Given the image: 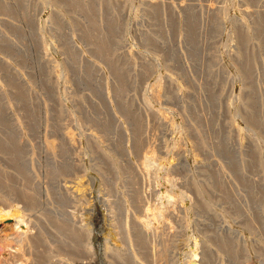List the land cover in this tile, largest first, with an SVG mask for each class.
I'll return each mask as SVG.
<instances>
[{"label": "rangeland", "instance_id": "rangeland-1", "mask_svg": "<svg viewBox=\"0 0 264 264\" xmlns=\"http://www.w3.org/2000/svg\"><path fill=\"white\" fill-rule=\"evenodd\" d=\"M103 1L0 0V133L23 125L36 211L87 226L82 264H134L137 250L158 264L161 249L159 264H264V0ZM142 205L166 211L147 248L131 229Z\"/></svg>", "mask_w": 264, "mask_h": 264}, {"label": "bare ground", "instance_id": "bare-ground-1", "mask_svg": "<svg viewBox=\"0 0 264 264\" xmlns=\"http://www.w3.org/2000/svg\"><path fill=\"white\" fill-rule=\"evenodd\" d=\"M91 0H69L70 6L76 7L75 10L81 8H86L87 6L89 8H91L88 4H90ZM95 1V0H93ZM105 1V0H104ZM103 1V2H104ZM110 1V0H109ZM68 2V1H67ZM102 2V4H103ZM65 3V2H64ZM67 4V3H66ZM93 4V2H92ZM95 5V4H94ZM100 5V4H99ZM69 6V7H70ZM6 7V6H5ZM72 8V7H71ZM5 9V8H4ZM83 9V10H84ZM97 9V8H96ZM6 10V9H5ZM87 12L88 9L86 8ZM92 11V10H91ZM82 12V11H81ZM84 12V11H83ZM85 13V12H84ZM94 21V20H92ZM92 23V22H91ZM103 23V22H102ZM98 24V23H96ZM101 24V23H100ZM99 24V25H100ZM105 24V23H104ZM91 25V24H90ZM97 26L98 28H100V26ZM263 26V24H262ZM261 26V27H262ZM92 27V26H91ZM90 27V29H91ZM94 28V27H93ZM102 28V27H101ZM88 29V28H87ZM85 29V31L87 30ZM83 30V29H82ZM92 30V29H91ZM97 30V29H96ZM100 30V29H99ZM98 30V31H99ZM88 30L86 31V34ZM91 32V31H90ZM96 32V31H95ZM94 31H92V34L95 33ZM91 33H89L88 35H90ZM85 35V34H84ZM98 35V36H97ZM95 35L91 38V40L97 45V50L96 52H101L103 53V51H105V48L108 47L106 45V40H108L109 38L104 40V37H100L99 33ZM87 36V38L89 37ZM89 39V38H88ZM90 40V39H89ZM92 41L89 43L92 44ZM94 45V44H93ZM92 45V46H93ZM94 47V46H93ZM96 47V46H95ZM108 50V49H107ZM106 50V51H107ZM109 52V51H108ZM107 52V53H108ZM105 53V52H104ZM99 54V53H98ZM109 54V53H108ZM111 54V53H110ZM105 56V55H104ZM106 56H108L106 54ZM110 57V56H109ZM106 58V57H105ZM112 58V56L110 57ZM109 58V59H110ZM107 59V58H106ZM111 60V59H110ZM113 60V59H112ZM5 62V61H4ZM109 62V61H108ZM113 62V61H111ZM110 62V63H111ZM5 64V63H4ZM112 64V63H111ZM114 65V64H113ZM6 66V64H5ZM111 66V65H110ZM10 67V66H9ZM117 68V67H116ZM111 69V67H110ZM115 69V68H114ZM119 70V69H118ZM116 70V71H118ZM112 71V70H111ZM120 74V73H119ZM11 77V76H10ZM13 78L15 79V77L13 76ZM12 78V79H13ZM14 81V80H13ZM118 81V80H117ZM8 82V80H7ZM120 82V81H119ZM10 83V81H9ZM13 83V82H12ZM8 84V83H7ZM18 84V83H16ZM15 84V85H16ZM12 85V84H11ZM10 85V87H11ZM13 86V85H12ZM19 86V84L17 85ZM120 86V85H119ZM122 86V85H121ZM120 86V87H121ZM9 87V86H8ZM14 87V86H13ZM122 88V87H121ZM12 89V88H10ZM18 89V88H16ZM119 89V88H118ZM20 90V89H19ZM120 91H122V89H119ZM18 91V90H16ZM21 91V90H20ZM118 91V92H120ZM124 91V90H123ZM13 92V90H12ZM117 92V93H118ZM18 93V92H17ZM21 94V93H20ZM159 115V114H158ZM161 116V114H160ZM159 119L162 121L161 123L163 124V121L166 119L164 118L163 120V116L160 117ZM2 121V120H1ZM4 122V121H3ZM21 123V122H20ZM19 122H15V124H11L12 127H10V125H8L9 127H6L7 130L5 132L0 133V223H3L6 220H10L13 219L14 222L12 224V231L9 232L8 228L6 229L7 233L3 228H0V264H75L78 263L80 264L83 261H88V257H89V253H90V246L89 243L87 241H89L88 236L90 235V230L87 228V226L85 224H82L80 222H75L72 219H68V217L66 218L64 215L60 216H56L57 214H54L51 211L49 212H45L44 209L40 210V211H44L42 213H38L37 210V206H38V190L35 189V182L36 180L39 179V174L37 172H35V168L34 164L33 165H29L27 166L26 163L23 162V158L21 155V143L22 140L25 138L24 135H21L20 130L23 129V125L20 124ZM165 124L167 122H164ZM264 123V122H263ZM2 124V123H1ZM0 124V125H1ZM4 125L5 122L3 123ZM2 124V125H3ZM164 124V125H165ZM28 127V126H27ZM26 127V128H27ZM31 127V126H30ZM4 128V127H3ZM5 128V129H6ZM34 128V127H33ZM199 129V128H198ZM31 131V130H30ZM199 131V130H198ZM55 133V132H54ZM22 134H23V130H22ZM26 134V133H25ZM49 135H53V134H49ZM55 135V134H54ZM53 135V138H54ZM24 136V137H23ZM58 136V135H57ZM56 136V137H57ZM55 137V138H56ZM45 138V137H44ZM50 138L52 137H46L45 138V143L44 145H46V149L47 152H51L53 153L54 149H55V143L54 140H50ZM26 139V138H25ZM57 139V138H56ZM66 139V138H65ZM58 140V139H57ZM27 141V139H26ZM63 141V140H62ZM62 141L60 140V143H62ZM67 141V140H66ZM66 141H63L66 143ZM58 143V142H57ZM56 143V144H57ZM59 145H57L56 148H58ZM61 146L63 147L64 145L61 144ZM205 146V145H204ZM65 147V146H64ZM61 149V148H60ZM67 148H65L64 150H66ZM59 150V148H58ZM56 151V150H55ZM54 151V152H55ZM60 152V151H59ZM63 152V150L61 149V153ZM148 152V151H147ZM151 152V151H149ZM153 152V150H152ZM149 155L146 154V157H144V162L143 164L145 165V167H149V161L152 160L155 155L153 156V154L155 153V151ZM57 153V151H56ZM59 154V153H58ZM64 155V153H62ZM52 155V154H51ZM67 155V154H66ZM53 156H55V153L53 154ZM65 156V155H64ZM56 159V158H54ZM66 159V158H65ZM63 160V158H62ZM154 160V159H153ZM57 161V160H55ZM54 162V160L52 161V163ZM63 162V161H62ZM66 164V162H63ZM62 163V165H63ZM142 164V165H143ZM67 165V164H66ZM118 165V164H117ZM50 166V165H49ZM53 166V164H52ZM60 166V164H59ZM58 166V168H59ZM68 166V165H67ZM78 167V166H77ZM119 167V166H118ZM144 167V166H143ZM53 168V167H52ZM57 168V166H56ZM56 168L54 169V173L56 172ZM51 169V168H50ZM75 169V168H74ZM77 169V168H76ZM147 169V168H145ZM59 170V172H58ZM68 170H70V167H66L63 165V167L57 169V173L53 174V175H65ZM73 170V169H72ZM78 170V169H77ZM49 171V170H48ZM75 171V170H74ZM73 171V173H74ZM50 172V171H49ZM77 172V171H76ZM48 173V172H47ZM71 173V172H70ZM78 173V172H77ZM72 174V173H71ZM52 176V174H49ZM74 176V175H72ZM62 177V176H61ZM65 177V176H64ZM69 177V176H68ZM67 177V178H68ZM77 178V177H76ZM49 179V178H48ZM53 179V178H52ZM69 179V178H68ZM78 180V179H77ZM52 181V180H50ZM68 181V180H67ZM71 182V179H70ZM211 183V182H210ZM209 183V184H210ZM50 185V184H49ZM199 185V183H198ZM208 185V184H207ZM48 186V185H47ZM45 187V192L47 194H52V192H50V188ZM196 186V184H195ZM202 186V185H201ZM206 186V185H205ZM211 186V184H210ZM208 186V187H210ZM200 187V186H199ZM198 187V188H199ZM203 187V186H202ZM207 188V187H206ZM197 189V188H196ZM200 189V188H199ZM198 189V190H199ZM37 190V192H36ZM53 190V189H52ZM198 190H196L198 192ZM205 190V189H204ZM203 190V191H204ZM68 191V190H67ZM72 192H74L73 190H71ZM166 192H168L167 190H165ZM206 191V190H205ZM80 192V191H79ZM164 192V190H163ZM162 192V193H163ZM200 192V190H199ZM198 192V193H199ZM230 192V190H229ZM203 193V192H202ZM46 194V195H47ZM67 194V193H66ZM66 194H64L66 196ZM83 194V193H82ZM79 194V195H82ZM167 194V193H166ZM170 194V193H169ZM231 194V193H230ZM74 195V194H72ZM84 195V194H83ZM139 195V194H138ZM137 195V196H138ZM171 195V194H170ZM229 195V194H228ZM53 197H55V195H51ZM165 196V192L161 195V197ZM230 196V195H229ZM50 197V195L48 196ZM64 197V196H62ZM68 197V196H67ZM140 197V196H138ZM169 197V195H168ZM167 196L165 197L166 199L168 198ZM57 198V197H56ZM69 198V197H68ZM67 198V199H68ZM73 198V197H72ZM144 198V197H143ZM173 198V197H172ZM53 199V198H52ZM63 199V198H62ZM66 199V200H67ZM75 199V198H74ZM138 199V198H137ZM136 199V200H137ZM142 199V197H141ZM170 199V198H169ZM49 200L51 201V199L49 198ZM56 200V199H54ZM65 200V199H64ZM63 200V201H64ZM72 200V199H71ZM134 200V199H133ZM134 200V201H136ZM211 199H209L210 201ZM58 201V200H57ZM74 202H81V197L78 196L75 200H73ZM140 201V200H139ZM208 201V200H207ZM52 202V201H51ZM56 202V201H55ZM137 202V201H136ZM144 202V201H143ZM141 202V204L143 203ZM206 202V201H205ZM204 202V204H206ZM133 203V202H132ZM52 204V203H51ZM61 204V202H60ZM66 204V203H65ZM71 204V203H70ZM75 204V203H74ZM82 203H80L81 205ZM139 204V202H138ZM144 204V203H143ZM147 204V203H146ZM149 204V202H148ZM155 204V203H154ZM210 205V203H207L206 205ZM59 207V204H57ZM68 205V204H67ZM73 205V204H72ZM128 205V204H127ZM130 205V204H129ZM160 205V204H158ZM132 206V204H131ZM130 206V207H131ZM146 206V205H145ZM149 206V205H147ZM145 208V215L143 213V217L138 216L137 214H135L136 216L134 217V220L132 221V225H131V229L133 231V239H135L134 242H136V245H138L139 247L143 248L144 246H147V241L148 239L151 237H149V233L150 235H152V233L150 232L151 230V225L153 224V222H151V220H153L154 222H156V224L159 223V221H162L163 223L165 217H166V211L165 209L163 210L160 207H152V209L150 207ZM154 206V205H153ZM39 207V206H38ZM57 207V206H56ZM62 207V206H60ZM64 207V206H63ZM77 207V206H76ZM129 207V208H130ZM204 207V205H203ZM209 207V206H207ZM41 209V207H39ZM52 208V207H51ZM66 208V207H65ZM134 208V207H133ZM139 206L135 209H138ZM143 208V205H142ZM143 208V209H144ZM53 209V208H52ZM55 209V208H54ZM74 209V208H73ZM77 209V208H76ZM169 209V207H168ZM58 210V209H57ZM63 210V209H62ZM65 210V209H64ZM80 210V209H79ZM78 210V211H79ZM167 210V208H166ZM170 210V209H169ZM37 213H36V212ZM73 211V210H72ZM136 211V210H135ZM144 211V210H143ZM172 211V210H171ZM56 212V211H55ZM138 212V211H137ZM60 213V211L58 212ZM134 213V212H133ZM168 213V212H167ZM70 214V213H68ZM139 214L140 213L139 211ZM78 215V212H77ZM172 216V214H169ZM168 215V216H169ZM73 216V214H72ZM75 216V215H74ZM73 216V217H74ZM134 216V215H133ZM71 218V217H69ZM169 218V217H168ZM167 218V219H168ZM43 219L50 225V229H48V231L46 230V228H48V225L46 223L47 227H44L45 230L42 228L41 224H43ZM74 219V218H73ZM128 219V218H127ZM166 219V218H165ZM78 220V219H77ZM132 220V219H131ZM44 221V223H45ZM253 221V220H250ZM249 221V222H250ZM165 222V221H164ZM129 223V222H127ZM152 223V224H151ZM255 223V221H254ZM6 223H4L5 225ZM160 224V223H159ZM167 224V222H166ZM252 224V223H251ZM1 225V224H0ZM124 225V224H123ZM129 224H127L128 227ZM169 225V224H168ZM254 228L256 227V224ZM155 226V225H152ZM159 226V225H158ZM5 227V226H4ZM11 227V226H10ZM157 227V226H156ZM155 227V228H156ZM165 227V225H164ZM163 227V228H164ZM167 227V226H166ZM154 228V227H152ZM162 228V229H163ZM249 228H253V227H249ZM158 229V227H157ZM157 229L156 230L157 232ZM153 230V229H152ZM151 230V231H152ZM153 230V231H154ZM152 231V232H153ZM159 231V230H158ZM126 232V231H125ZM124 232V235H125ZM155 232V231H154ZM161 232V231H159ZM129 234V233H128ZM164 235V234H163ZM162 236V235H161ZM165 236V235H164ZM130 237V236H129ZM149 237V238H148ZM213 237V236H212ZM206 238V237H205ZM225 239V238H224ZM223 239V240H224ZM169 240V239H168ZM211 239H207L206 240V248L208 250V242L211 243L210 241ZM161 241L163 242V239H161ZM204 241V240H203ZM202 241V243H204ZM129 242V241H128ZM168 242V241H167ZM170 242V241H169ZM201 242V241H200ZM215 242V241H214ZM212 242V244L214 243ZM224 242V241H222ZM226 242V240H225ZM149 243V242H148ZM197 243V242H196ZM129 244V243H128ZM153 244V243H152ZM199 244V243H198ZM220 244V243H219ZM222 244V243H221ZM132 245V244H131ZM150 245V244H148ZM159 245V244H158ZM163 245V244H162ZM203 245V244H202ZM201 245V246H202ZM210 245V244H209ZM224 245V243H223ZM129 246V245H128ZM137 246V248H138ZM155 246V245H154ZM166 246V244L164 245ZM134 247V246H133ZM144 247V248H145ZM157 247V246H156ZM199 247L197 244L195 246ZM220 247V246H219ZM130 248V247H129ZM147 248V247H146ZM154 248V247H153ZM164 248V247H162ZM152 249V247H151ZM194 249V248H193ZM146 250V249H144ZM150 250V248H149ZM147 250V251H149ZM196 250V249H195ZM206 250V249H205ZM120 251V250H119ZM130 251V250H129ZM138 251V250H137ZM136 251V253H137ZM135 252V251H134ZM144 252V251H143ZM153 253V250L151 251ZM166 252L167 251H162L159 252L158 254L154 255L155 261L158 260V258L162 261L167 259L166 257ZM198 252V251H197ZM211 252V250H210ZM122 253V252H121ZM131 253V252H130ZM135 256L131 253L130 255H132L134 257V264H141L143 261H141V263L139 262L141 258H139L138 254ZM204 253V251L202 252ZM151 254V253H150ZM155 254V253H154ZM168 254V253H167ZM117 255V254H116ZM121 255V254H119ZM142 255V254H141ZM144 255V254H143ZM148 255V254H145ZM204 255H207V253ZM202 255V257L204 256ZM209 255V253H208ZM207 255V256H208ZM123 256V255H122ZM149 256V255H148ZM153 256V255H152ZM127 257V256H126ZM143 258V257H142ZM145 258V257H144ZM147 258V257H146ZM145 258V259H146ZM125 259V258H124ZM128 259V258H127ZM130 259V258H129ZM128 259V260H129ZM144 259V261H145ZM148 259V258H147ZM121 260V259H120ZM143 260V259H142ZM151 261H153L151 259ZM159 261V262H161ZM206 263H208V260H205ZM80 262V263H79ZM118 262V261H117ZM125 262V260H124ZM157 262V261H156ZM158 262V264H159ZM197 262V261H196ZM202 262V261H201ZM147 263V262H146ZM203 263V262H202ZM205 263V264H206ZM82 264V263H81ZM119 264V263H118ZM126 264V262H125ZM133 264V263H131ZM157 264V263H156Z\"/></svg>", "mask_w": 264, "mask_h": 264}]
</instances>
